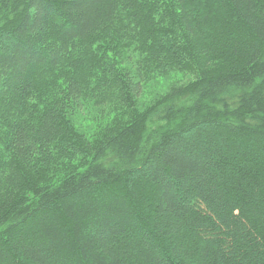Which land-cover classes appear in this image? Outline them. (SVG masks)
I'll return each instance as SVG.
<instances>
[{
    "label": "trees",
    "instance_id": "1",
    "mask_svg": "<svg viewBox=\"0 0 264 264\" xmlns=\"http://www.w3.org/2000/svg\"><path fill=\"white\" fill-rule=\"evenodd\" d=\"M107 34L130 52L86 79ZM186 64L193 90L146 112L171 127L74 139L83 108ZM0 112V264H264V0H0ZM61 152L82 168L39 179Z\"/></svg>",
    "mask_w": 264,
    "mask_h": 264
},
{
    "label": "rangeland",
    "instance_id": "2",
    "mask_svg": "<svg viewBox=\"0 0 264 264\" xmlns=\"http://www.w3.org/2000/svg\"><path fill=\"white\" fill-rule=\"evenodd\" d=\"M111 34L103 35L94 41V46L90 51L91 58L88 60L90 73L87 74L86 79L90 77L91 71H96L98 67V59L102 57L103 63H113L115 66H119L120 63L118 56L124 53V57L129 54L130 51H126V48L113 43ZM135 55L136 50L132 51ZM89 56V57H90ZM84 60V59H83ZM212 65L207 66L209 69ZM186 66H188L186 64ZM202 65H199L201 67ZM203 68V67H202ZM64 69V68H63ZM195 69L193 66L180 68V66H173L171 68H155L150 75L145 79L143 84L142 94L136 100V105L133 109L118 108L108 105L107 108L100 109L96 106H88L83 108L78 114L72 116L73 124V137L76 141L86 139L87 143H92L94 139H98L105 131L110 129L123 128L129 124L137 125L138 130L141 133H145L150 130L166 129L171 127L176 119H171L163 122H150L146 118V112L150 110L154 105L163 101L164 98L170 93H177V97L180 98L183 95L190 93L195 85ZM66 68L62 70V73L66 75ZM44 70H39L37 76H42ZM65 79V77H64ZM63 76L56 75L46 78L44 81H39L38 93H51L55 88L63 86ZM94 83V82H93ZM55 87V88H54ZM40 97V96H38ZM31 106L34 103H38L40 107L43 103L42 98L39 101L28 100ZM6 119H9L6 113L0 112V150L4 147V141L9 128L5 125ZM82 142V141H81ZM80 156L68 157L65 153L61 152L53 163V166L49 169V172L36 173L37 177L41 180H47V182H54L56 178L61 177L67 173L78 171L82 168Z\"/></svg>",
    "mask_w": 264,
    "mask_h": 264
}]
</instances>
